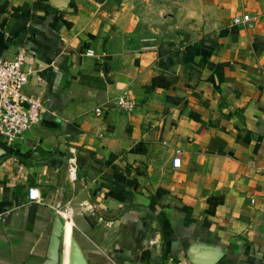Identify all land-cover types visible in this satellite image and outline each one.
<instances>
[{
    "label": "crops",
    "instance_id": "crops-1",
    "mask_svg": "<svg viewBox=\"0 0 264 264\" xmlns=\"http://www.w3.org/2000/svg\"><path fill=\"white\" fill-rule=\"evenodd\" d=\"M20 47L44 112L0 139V264H44L55 215L59 264H264V0H0Z\"/></svg>",
    "mask_w": 264,
    "mask_h": 264
},
{
    "label": "built area",
    "instance_id": "built-area-1",
    "mask_svg": "<svg viewBox=\"0 0 264 264\" xmlns=\"http://www.w3.org/2000/svg\"><path fill=\"white\" fill-rule=\"evenodd\" d=\"M247 14L234 16V23L249 21ZM25 50L20 47L15 55L10 58L0 57V139L9 147H14L25 134L40 122L44 109L42 100L37 96H29L24 92L28 82V71L24 68ZM115 104L118 109L131 113L136 108V101L126 95L117 96ZM99 109H97L98 111ZM183 150L180 147L174 149L172 164L179 167ZM17 163V168L10 178L12 183H18L26 179L25 167L19 163L18 157H12ZM264 170V165L262 167ZM75 177L76 174L73 173ZM26 198L28 201L42 202L40 189L35 185H29ZM56 213L68 219L72 216L71 206L57 207ZM5 214H0V221Z\"/></svg>",
    "mask_w": 264,
    "mask_h": 264
},
{
    "label": "water",
    "instance_id": "water-1",
    "mask_svg": "<svg viewBox=\"0 0 264 264\" xmlns=\"http://www.w3.org/2000/svg\"><path fill=\"white\" fill-rule=\"evenodd\" d=\"M55 226L52 228L49 243L47 247V259L44 264H59V232H60V217L55 215ZM72 264H84L81 254L77 249L73 250Z\"/></svg>",
    "mask_w": 264,
    "mask_h": 264
},
{
    "label": "rangeland",
    "instance_id": "rangeland-1",
    "mask_svg": "<svg viewBox=\"0 0 264 264\" xmlns=\"http://www.w3.org/2000/svg\"><path fill=\"white\" fill-rule=\"evenodd\" d=\"M144 3H145V2H144ZM146 3H147V4H146ZM146 3H145V6H148V3H149V1H148V2H146ZM142 9H144V8H142ZM145 9H148V8H147V7H145ZM142 11H144V10H142ZM147 12H148V14H149V12H150V11H149V10H147ZM150 13H151V14H154V12H152V11H151ZM168 14H170V13H168ZM153 33H154V32H153Z\"/></svg>",
    "mask_w": 264,
    "mask_h": 264
}]
</instances>
